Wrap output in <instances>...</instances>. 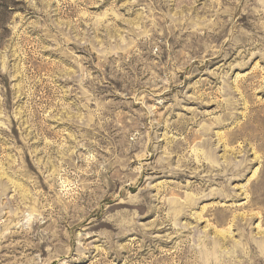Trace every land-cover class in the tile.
<instances>
[{"label":"rangeland","instance_id":"374dc122","mask_svg":"<svg viewBox=\"0 0 264 264\" xmlns=\"http://www.w3.org/2000/svg\"><path fill=\"white\" fill-rule=\"evenodd\" d=\"M0 264H264V0H0Z\"/></svg>","mask_w":264,"mask_h":264}]
</instances>
